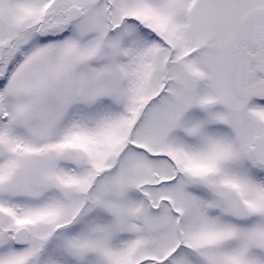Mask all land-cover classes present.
Segmentation results:
<instances>
[{
	"label": "snow or ice",
	"instance_id": "snow-or-ice-1",
	"mask_svg": "<svg viewBox=\"0 0 264 264\" xmlns=\"http://www.w3.org/2000/svg\"><path fill=\"white\" fill-rule=\"evenodd\" d=\"M0 264H264V0H0Z\"/></svg>",
	"mask_w": 264,
	"mask_h": 264
}]
</instances>
